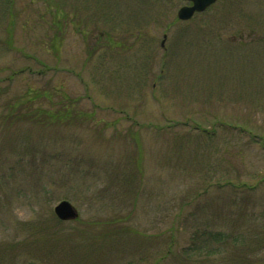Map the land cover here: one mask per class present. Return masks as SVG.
<instances>
[{
    "label": "rangeland",
    "instance_id": "obj_1",
    "mask_svg": "<svg viewBox=\"0 0 264 264\" xmlns=\"http://www.w3.org/2000/svg\"><path fill=\"white\" fill-rule=\"evenodd\" d=\"M187 5L0 0V264H264V0Z\"/></svg>",
    "mask_w": 264,
    "mask_h": 264
},
{
    "label": "water",
    "instance_id": "obj_2",
    "mask_svg": "<svg viewBox=\"0 0 264 264\" xmlns=\"http://www.w3.org/2000/svg\"><path fill=\"white\" fill-rule=\"evenodd\" d=\"M166 1V0H162ZM191 5L182 7L178 11V19L180 21H189L196 13H203L209 7L214 5L218 0H184ZM55 216L60 221H72L79 217L77 209L68 201L60 202L54 209Z\"/></svg>",
    "mask_w": 264,
    "mask_h": 264
},
{
    "label": "trees",
    "instance_id": "obj_3",
    "mask_svg": "<svg viewBox=\"0 0 264 264\" xmlns=\"http://www.w3.org/2000/svg\"><path fill=\"white\" fill-rule=\"evenodd\" d=\"M49 117H51V116H49ZM57 119L58 118L56 117V120ZM222 237L224 239L223 235H222ZM210 240H212L213 242H216V244H219V245L215 246V248H212V249H211V247H210V249H207V247H206V249H203V247H200L202 245H199V247H198V246H196V244H193V246L187 248L184 251L185 256L196 254V253H203L209 257H211L212 255L218 256V255L222 254L223 249L221 248V244L223 243V241H221L222 240L221 235L216 234V235L210 236ZM254 263L255 262H253V261L250 262V264H254ZM236 264H243V263H241V261H237ZM245 264H247V263H245Z\"/></svg>",
    "mask_w": 264,
    "mask_h": 264
}]
</instances>
